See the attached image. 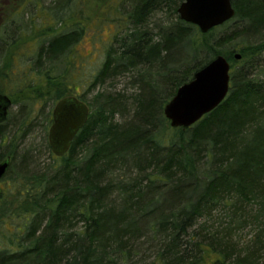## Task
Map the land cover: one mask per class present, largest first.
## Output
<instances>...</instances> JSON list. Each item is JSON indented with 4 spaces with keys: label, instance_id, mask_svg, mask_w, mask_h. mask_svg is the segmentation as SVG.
I'll return each mask as SVG.
<instances>
[{
    "label": "trees",
    "instance_id": "trees-1",
    "mask_svg": "<svg viewBox=\"0 0 264 264\" xmlns=\"http://www.w3.org/2000/svg\"><path fill=\"white\" fill-rule=\"evenodd\" d=\"M183 1L119 4V28L87 89L97 91L76 96L89 107L86 123L67 154L20 175L15 199L0 205L1 219L23 221L0 246V264H264V0H230L233 18L206 34L179 19ZM62 9L52 11L61 28L39 42L28 71L42 78L28 76L17 92L38 97L49 78L54 104L70 90V55L84 35L80 24L64 28ZM220 55L231 67L228 95L193 126L172 129L165 105ZM9 60L0 77L16 83L21 70L7 76ZM120 76L128 87L113 91ZM4 129L8 174L16 147Z\"/></svg>",
    "mask_w": 264,
    "mask_h": 264
},
{
    "label": "rangeland",
    "instance_id": "rangeland-1",
    "mask_svg": "<svg viewBox=\"0 0 264 264\" xmlns=\"http://www.w3.org/2000/svg\"><path fill=\"white\" fill-rule=\"evenodd\" d=\"M121 2L122 0H41L39 4L41 10L46 13L49 9V33H52L55 29L61 28L58 25L59 15L55 17L53 12L54 10L57 11L62 9L64 6H66L65 9L61 10V13L64 14L63 19H70V21H66L67 26H64V28L69 30L73 25L77 27V25L80 24L78 27L80 26L84 29L83 37L73 48L70 55L74 57V59L70 60L73 64L72 67H69L68 85L70 90L66 92V97L86 95V100H89L96 93L97 89L93 92L87 89L92 77L103 62L104 52L110 40V35L116 27L119 28L116 22V16L118 15L117 11ZM122 4L123 6H121L120 9H129V2H124ZM28 18H32L36 25L41 24V19L38 17V13L34 7L29 9L27 14L23 15L21 21L23 27ZM46 29L39 30L38 38L35 34L28 37L27 41L24 40V44L18 50L20 60L15 63L16 65H12L15 69L10 70V73L7 75L9 76V74H11L14 76L18 67V70H21V74L19 72L18 77L16 76L18 82L13 83V81L7 78L0 77V94L8 96L12 101V106L8 110L7 120L3 123V126L6 135L16 147L14 166L12 165L9 173L0 183V188L2 190L0 205L15 199V195L17 194L16 189L22 184L20 175L27 174L28 171L42 172L56 164V157L45 147L49 129V125L45 129V126H47L45 117L48 116L51 120V111L54 105V102L49 100V93L54 90V88H49V78H47L46 84L44 79L41 80L39 93L42 95L38 97H36L37 92L34 90H31L27 95L23 94L27 92V90L20 94L17 93L19 91L21 92V90L24 89L23 87L31 86V83L27 80L28 76L35 79L38 77L37 83L38 80L42 78V75H40L37 70L28 72L32 68V62H34L36 51L34 50L35 52H32L31 58L25 54L28 50V43L34 48L37 46L38 40L48 37L46 36L48 35ZM232 30L233 24H229L224 32L231 35V33H233ZM13 33L14 32L11 34ZM29 33L28 30L26 36ZM219 33L220 32H218L217 35ZM21 43L16 45H20ZM236 48H239V46H236ZM6 49L7 47H5L4 44L2 46L0 45V66H3L7 58L9 50L6 52ZM27 54H30V52ZM15 56H17V53L14 54L13 59L16 58ZM72 57H70V59ZM4 73L2 69V74ZM21 79L24 81V85L20 82ZM13 85H17V87H15L16 89ZM37 85L38 84L34 85L35 88ZM111 85L113 86L111 88L113 91L125 90L128 87L126 76H120L114 79ZM45 90L46 94H44ZM26 151H28V157L26 155L27 158L24 160V153ZM22 222V219H14L12 221L7 218H0V246L6 242V238L11 236L13 232L15 234V231L21 227ZM77 227L80 228L81 224L78 223ZM253 232L254 230L252 227L245 228L239 232L237 239L240 243H246L251 235H253ZM17 235H19V233H17ZM136 259H139V257Z\"/></svg>",
    "mask_w": 264,
    "mask_h": 264
},
{
    "label": "water",
    "instance_id": "water-1",
    "mask_svg": "<svg viewBox=\"0 0 264 264\" xmlns=\"http://www.w3.org/2000/svg\"><path fill=\"white\" fill-rule=\"evenodd\" d=\"M179 19L195 26L201 34L230 21L234 9L230 0H184L177 9ZM239 54L234 55L236 61ZM230 63L223 56L215 57L197 71L192 80L180 86L173 98L165 105L163 114L172 129H187L218 107L230 88ZM10 99L0 94V124L7 120ZM89 115L87 104L76 96L57 101L51 111V125L47 142L51 153L61 158L84 126ZM10 167V159L0 162V183ZM1 193V188H0Z\"/></svg>",
    "mask_w": 264,
    "mask_h": 264
},
{
    "label": "flooded vegetation",
    "instance_id": "flooded-vegetation-1",
    "mask_svg": "<svg viewBox=\"0 0 264 264\" xmlns=\"http://www.w3.org/2000/svg\"><path fill=\"white\" fill-rule=\"evenodd\" d=\"M40 3L41 0H0V45L2 46L4 44V46L7 47L6 52L9 50L7 58L10 59L9 61H12L14 65L20 60L18 50L23 45V43H21L23 39L27 41V38L34 34L38 38L39 30L41 31L46 28H48L46 29V31H48V35H46L48 37L46 38H49V9L46 13L43 12L40 8ZM32 7L36 9L38 17L41 19V24L36 25L32 18H28L23 27L21 23L22 17L27 14ZM28 30L30 33L26 36ZM12 32H14L13 34L15 35L11 34ZM42 40L43 39L38 41L41 42ZM19 43L21 44L16 45ZM38 44L33 48V46L28 43L27 53L30 52V54L26 53L25 55L30 57L32 52L38 50ZM15 53H17V56H15L16 60L13 59Z\"/></svg>",
    "mask_w": 264,
    "mask_h": 264
}]
</instances>
